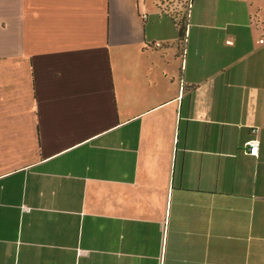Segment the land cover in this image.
<instances>
[{"label": "crops", "instance_id": "0c3cea01", "mask_svg": "<svg viewBox=\"0 0 264 264\" xmlns=\"http://www.w3.org/2000/svg\"><path fill=\"white\" fill-rule=\"evenodd\" d=\"M263 34L264 0H0V264H264Z\"/></svg>", "mask_w": 264, "mask_h": 264}, {"label": "built area", "instance_id": "2783aa9c", "mask_svg": "<svg viewBox=\"0 0 264 264\" xmlns=\"http://www.w3.org/2000/svg\"><path fill=\"white\" fill-rule=\"evenodd\" d=\"M252 132H255V128L252 130ZM245 145H246V150L248 154L257 155L259 142L255 137L247 140L245 142Z\"/></svg>", "mask_w": 264, "mask_h": 264}, {"label": "rangeland", "instance_id": "374dc122", "mask_svg": "<svg viewBox=\"0 0 264 264\" xmlns=\"http://www.w3.org/2000/svg\"><path fill=\"white\" fill-rule=\"evenodd\" d=\"M263 38H264V34H263Z\"/></svg>", "mask_w": 264, "mask_h": 264}, {"label": "trees", "instance_id": "16d2710c", "mask_svg": "<svg viewBox=\"0 0 264 264\" xmlns=\"http://www.w3.org/2000/svg\"><path fill=\"white\" fill-rule=\"evenodd\" d=\"M181 29V27H179Z\"/></svg>", "mask_w": 264, "mask_h": 264}]
</instances>
